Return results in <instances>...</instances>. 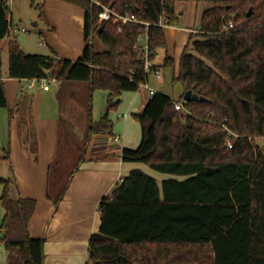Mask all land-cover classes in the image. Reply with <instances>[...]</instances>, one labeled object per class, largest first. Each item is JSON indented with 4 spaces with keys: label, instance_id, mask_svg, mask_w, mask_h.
Masks as SVG:
<instances>
[{
    "label": "trees",
    "instance_id": "16d2710c",
    "mask_svg": "<svg viewBox=\"0 0 264 264\" xmlns=\"http://www.w3.org/2000/svg\"><path fill=\"white\" fill-rule=\"evenodd\" d=\"M45 19L44 2L30 0ZM84 10L85 47L77 60L26 53L15 33L9 0H0V49L7 48L10 78L87 82V132L112 134L109 113L124 91H137L151 71L136 47L148 34L149 57L167 45V18L179 21L175 0H98L141 21L99 23L101 6L92 0H65ZM200 32L192 34L178 68L167 56L162 66L184 93L191 89L205 101H184L156 91L133 115L141 124L136 148L124 147L126 162H140L171 175L161 183L135 169L100 202L101 226L89 242V264H264V0H209ZM251 10L250 15H248ZM233 22L234 27L225 29ZM102 29L99 31L100 27ZM97 34L106 49L92 41ZM0 55V108L8 106ZM109 92L107 110L93 119L92 94ZM232 147L228 146L229 142ZM0 224L8 264H45V239L30 234L37 202L15 197L10 181L0 179ZM48 197L58 203L66 184Z\"/></svg>",
    "mask_w": 264,
    "mask_h": 264
},
{
    "label": "crops",
    "instance_id": "0c3cea01",
    "mask_svg": "<svg viewBox=\"0 0 264 264\" xmlns=\"http://www.w3.org/2000/svg\"><path fill=\"white\" fill-rule=\"evenodd\" d=\"M14 4H17L16 0L10 4L11 10ZM44 9V27H39L38 33L43 39L40 44L49 51L45 55L77 60L86 44L84 10L65 0H46ZM177 23L164 28L167 45L156 50L153 62L157 66H162L165 58L170 56L178 68L190 36L200 32V28ZM14 25L20 27L19 23L14 22ZM21 46L26 53H32L27 52L25 44L21 43ZM159 71L164 77L170 73ZM152 76L154 84L160 83L162 77ZM3 80L8 106L0 108V160L6 163L4 169L0 166L1 178L10 181L11 193L15 197L36 200L29 230L32 237L45 239V264H89L90 238L99 232L101 226V200L111 195L135 169L155 177L159 183L172 177L143 163L126 162L122 158L124 147L136 148L141 142V124L133 115L144 108L151 95L143 88L124 91L121 94L122 108L132 116L126 118V114L123 115L125 121L116 129L119 134H114L115 123L111 119V135H89L87 105L90 86L87 82L49 79L46 87L38 84L30 87V80L10 78L7 72ZM151 87L162 91L153 84ZM81 92L87 93V99L79 98ZM106 94L108 98L109 92ZM103 115H98L93 108L95 121ZM117 135L120 136L118 141L115 140ZM83 143L84 150L80 153ZM51 177L52 188L57 191L66 184L58 203L48 197ZM3 244L0 240L1 248ZM4 250L7 252L6 248ZM6 257L8 264L7 253Z\"/></svg>",
    "mask_w": 264,
    "mask_h": 264
},
{
    "label": "rangeland",
    "instance_id": "374dc122",
    "mask_svg": "<svg viewBox=\"0 0 264 264\" xmlns=\"http://www.w3.org/2000/svg\"><path fill=\"white\" fill-rule=\"evenodd\" d=\"M17 4H14L12 6V18L14 19L15 24L19 23L20 27H25L28 29L27 32L19 31L15 33V35L18 38V41L21 42L23 45H26L27 52H32L35 54H48L49 51L43 47L40 44V41H43V39L39 36V27L43 26V21L40 17V12L31 6L30 0H16ZM213 3L208 0H175V7L177 13L180 15L183 13V16L180 15V20L177 24L180 26H190L193 28H201V15L204 9H207L208 7L212 6ZM185 16V17H184ZM36 23V25H34ZM44 27V26H43ZM95 48L99 51L105 50L106 47L103 44V42L100 40L97 34H94L92 39ZM1 53V60L3 62V73L6 74L7 67H8V54H7V48L4 47L0 50ZM153 74L150 76V83L153 84L158 90H162L166 92L168 95L173 96L175 100H179L181 94L183 93V87L179 82H173L171 73H166L165 77L162 76V79L159 80L160 83L154 84L153 83ZM162 75V74H161ZM76 83V82H75ZM82 83V82H81ZM149 83V85H150ZM150 85V86H151ZM97 93L93 96V102L95 110H97L98 115L105 114L107 110V92L106 90L97 89L95 92ZM94 92V93H95ZM80 99H87V93L81 92L79 95ZM93 107V108H94ZM124 114H126V118L132 116V114L128 111H126L124 108H122V104L118 106L117 109H113L110 111L109 116L115 123V131L114 134H119L116 129H118L121 124L125 121ZM120 115V116H119ZM256 141L264 147V137H257ZM81 152L84 150V143L81 145ZM83 155V154H82ZM6 163H2L0 160V166L4 169V166ZM56 170V169H55ZM52 174H54L52 172ZM54 176V175H52ZM1 178V173H0ZM7 178V177H5ZM3 192V184L0 182V196ZM3 217V209L0 202V223ZM4 244L3 248L0 247V264H7V257L6 253L8 254V251L6 252L4 250Z\"/></svg>",
    "mask_w": 264,
    "mask_h": 264
},
{
    "label": "built area",
    "instance_id": "2783aa9c",
    "mask_svg": "<svg viewBox=\"0 0 264 264\" xmlns=\"http://www.w3.org/2000/svg\"><path fill=\"white\" fill-rule=\"evenodd\" d=\"M13 0H9V5L12 3ZM94 3H96L97 5L101 6V10L98 13V20L99 23L102 24L105 21H112L115 24H119V23H127V22H142L145 23L146 26H149L150 23L149 22H143L141 21L136 15L134 14H130V15H123L120 14L116 11H114L113 9H111L109 6H105L103 5L100 1L98 0H92ZM159 26L161 27H168L170 25H172V23L169 21V19L167 18H161L160 21L157 23ZM234 27L233 22H230L229 24L225 25V29H230ZM23 31V32H27L28 29L25 27H19L18 25H13L10 28V31L13 33H16L18 31ZM42 43V42H41ZM136 47L139 49V55L142 59H144L145 61V68L147 71H151V73L156 77V78H160L162 77L161 72L159 71V69H154V62L152 59H150L149 57V45H148V34H142L139 38L138 43H136ZM40 85L41 87H46L49 84V79L48 78H44V79H33L30 80V87H34L35 85ZM140 88L143 89H147L149 91V94L151 96H153L156 91L149 85L148 82L146 83H142L140 85ZM184 99L182 100H175V108L177 110L183 111L184 110ZM120 116V115H119ZM126 116V115H125ZM120 139V136L117 135L115 137V140L118 141ZM229 147L233 146V143L230 141L228 143Z\"/></svg>",
    "mask_w": 264,
    "mask_h": 264
},
{
    "label": "water",
    "instance_id": "95a60500",
    "mask_svg": "<svg viewBox=\"0 0 264 264\" xmlns=\"http://www.w3.org/2000/svg\"><path fill=\"white\" fill-rule=\"evenodd\" d=\"M251 10L249 11L248 15H250ZM102 29V26L100 27L99 31ZM51 70H47L46 71V75L48 78L51 77ZM184 101H205L207 100V98H205L204 96H199L197 93H194L193 90L189 89L184 93V97H183Z\"/></svg>",
    "mask_w": 264,
    "mask_h": 264
}]
</instances>
